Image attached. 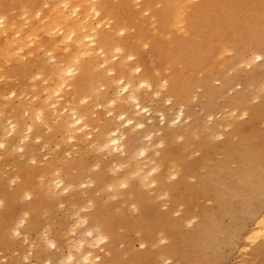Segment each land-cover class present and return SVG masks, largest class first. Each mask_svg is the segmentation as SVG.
I'll return each mask as SVG.
<instances>
[{"label": "bare ground", "instance_id": "1", "mask_svg": "<svg viewBox=\"0 0 264 264\" xmlns=\"http://www.w3.org/2000/svg\"><path fill=\"white\" fill-rule=\"evenodd\" d=\"M262 44L264 0H0V79H11L18 86L17 92H5L7 100L2 96L0 150L5 153L13 152L12 144L15 142L18 145L19 139L23 146L19 144L18 149L23 153H14L20 154L19 157L26 161L21 160L28 163L27 159L34 160V151L38 152L35 150L37 147H33L34 144H40L36 146H41L46 151L47 147L53 144L58 146V149L59 144L66 142L67 148L64 150L67 151L72 147H68V144L75 146L84 139H90L84 143L86 146L90 144L97 148L92 151H98L99 148L107 155L125 154L124 145L131 140L127 133L131 134L132 129L144 130L149 121L144 119V115L148 114L145 108L152 104H143L149 97L154 95L157 99L158 96H164V101L179 104L191 99L193 95L196 96V91L200 90L202 98L210 99L217 92L223 91L220 87H213V82H216L217 86H225L223 73L226 70H233L240 64H245V61L252 63L259 60L260 49L264 46ZM28 80L29 83L24 85ZM22 97L28 99L22 101ZM10 98L17 100V103ZM261 98L262 96L258 100ZM156 99L149 101L155 103L159 100ZM262 100L263 103L257 105L255 113L263 112L264 116V93ZM229 102H235L237 106L251 104L238 96ZM167 106L170 109V106ZM159 115L165 119L164 112L161 111ZM114 120L118 121L117 126H114ZM242 129L236 124L230 130L231 136L228 137L235 142L223 143L220 151L224 160L204 176L200 190L183 183L193 169L183 163L182 157L174 175L180 173L176 182L166 184V175L159 174L158 168L144 176L146 181L137 182L138 187L143 185L144 190L151 188V192L160 193L159 196L170 195L168 210L176 208L177 204L191 207L196 204L197 194L202 200L213 203L210 212L202 210L200 221L186 234L176 233L166 227L164 219L168 217L169 212L148 221L145 214L139 215L132 222L141 227V237L146 244L154 243L157 238L161 239L159 236L162 235L170 240L164 250L168 257H172L179 246L187 245L195 254L194 258L200 261L223 244L236 249L237 256L238 253L246 254L243 250L247 245L259 237H264V140L256 142L252 133L245 131L246 128ZM57 132L60 138L58 143H55L56 140L54 142L50 138L56 139ZM91 146L88 148H92ZM68 151L66 153H70V150ZM235 153L238 162L230 168L228 165H233L231 162ZM158 155L160 161L171 160L169 152L160 151ZM36 157L38 159L34 160V165H37L36 162L41 158ZM112 157L114 159L116 155ZM18 159L17 157L16 160ZM13 162L11 166L14 165ZM3 164L5 163L0 166ZM13 167L15 168V165ZM71 169L72 164L68 162L62 166L64 172ZM116 170L112 171L113 174ZM44 171L45 169L41 170ZM50 175L54 176L53 172ZM143 175L138 176L132 172L122 176L123 178L114 175L110 185L100 192L110 190L113 198L117 197L118 190L128 193V188L131 187L128 185L129 178H143ZM212 175L214 177L211 178ZM54 177L56 179V175ZM26 178L28 179L26 175H22L20 184L15 185L16 188L11 192L3 191L0 180V198H7L9 201L21 199L23 196L25 200L32 198L29 191L30 186L34 184H30L32 178L30 183ZM55 179L54 186L51 187L52 183L46 184L49 194H53L57 186L59 192L66 189L61 177L56 182ZM179 186L184 187L183 194L172 201V193L177 192ZM97 190L89 193H98ZM30 202L31 206L27 208L29 207L31 212L40 210L37 199ZM129 202H133V199ZM98 213H93L91 219L102 222L104 233L110 236L108 232L110 233L111 221L102 219ZM85 222L83 219L84 225ZM20 223H24V218ZM4 225V219H1L0 233ZM13 233V236L20 234L16 230ZM43 233L45 236L47 232ZM46 236L45 243L51 249L54 245L55 249V243L49 240L51 237ZM35 237L36 240L38 237ZM26 238H21L22 244L26 243ZM105 239V236L99 233L95 239L96 245H107ZM110 242L112 243V240ZM85 243L84 240L78 241L74 244V249L83 247ZM29 245L28 243V247ZM88 246L92 247L90 244ZM106 247L109 249L110 246ZM73 255L68 254L67 264H99V257L91 255L89 251L81 256ZM253 255L252 264H264V245L255 250ZM28 256L24 258L29 261L33 259L31 254V257ZM208 260L200 264L217 263L214 258V262Z\"/></svg>", "mask_w": 264, "mask_h": 264}, {"label": "rangeland", "instance_id": "2", "mask_svg": "<svg viewBox=\"0 0 264 264\" xmlns=\"http://www.w3.org/2000/svg\"><path fill=\"white\" fill-rule=\"evenodd\" d=\"M259 54L261 57L255 62L250 63V61H245V64L242 63L233 70H226V72L223 73L225 80L223 83L226 87L221 84L222 87H224L222 88L219 85L217 86L216 82H213V87H220V89L224 92H217L210 99L202 98L200 96V90L196 91V96L193 95L191 99H188L187 101L185 100L179 104H174L172 101H164L166 100V98L164 99V96H158L157 99L160 101L163 99L161 102H165V105L161 102L160 104L158 102L159 100L154 98V95L151 96L153 98L149 97L152 99H149L150 101H154L153 99H156L157 101H155L157 103L150 102L149 100H146V103H143L144 105L146 104V106L150 103L152 104L148 107L143 105V107H146L145 110L147 109L148 111V114H145V117H143L149 121L144 127V130H134V133L132 129L131 132L133 134L127 133L132 141L130 140V143H128L125 140V143H128H126L127 145H124V148H126V152L124 151V153H127L126 155L123 153H111L107 155L104 154L103 151L99 150V148L98 151H92L95 147H92L89 143V145L87 144L88 146L85 144L86 142H89L90 139H84L83 142H80V144L75 146L68 144V147L72 146L71 149H68L70 150V153H66L68 150H64L67 148L66 142L61 145L59 144L58 149L56 148L58 146L53 144L50 147H47L46 151L45 149L43 150L41 146H36L40 144H34L33 147H37L35 150L38 151H34V160L36 161V159H38L36 156H41L39 160L42 161L40 162L38 160L39 162H36L37 165H34V160L33 162L32 159L30 160L25 158L29 161L28 163H24L26 160L19 157L20 154L23 153L18 149L19 144H21L19 139L18 141L16 140L18 145L15 142L14 144H16V146L12 144L13 152L9 151L5 153L1 149L0 156H4V158L1 159L0 157V165L1 163H5L2 167L0 166V180L4 188L3 191H13L16 186L20 184L22 175H26L28 177V179L26 178L28 182L29 180L31 181L32 178V183H29L34 185H32L33 188L30 186L31 191L29 192L32 198L28 200H25L24 196L21 199L16 198L11 201L7 200V198H0L2 203L0 204V222L1 219H4L5 221L4 229L1 231L2 233H0V264H42L48 259L50 260L46 264L49 262H51L50 264H67L66 259L68 254L70 255L72 253L73 255L75 251V257L79 255L81 256L89 251L91 255L99 257H97L99 264H200L206 263L205 261H207V259L211 262L213 258L215 263L217 262L216 264H242L243 262V264H252L251 260L254 256L253 253L259 247L264 245V237H259L253 240L254 242L252 244L247 245L243 250V253L246 254L240 255L238 253L237 256L236 249H232L228 245H226V247L223 244V246L221 245L219 248L215 249V252H210L207 257L205 256L202 258L203 260L199 261L196 257L194 258L195 254L192 250L190 251V248L187 245L181 247L179 246L177 250L174 251V255L172 257H168L167 252L164 250L167 248V245L170 244V240L162 235L159 236L161 239L157 238L154 243L149 245L146 244L141 237V227L135 225L132 221L141 214H145L148 221V219L152 220L160 215H165L166 212H169L168 217L164 219L166 227L176 233L186 234L189 233L191 229H194L197 222L200 221L203 209L210 212V209L213 208V203L211 201L202 200L201 196L198 194L196 197V204H192L191 207L187 206L191 209L181 205L178 206L177 204L176 208L173 207L168 210L167 205H169L171 201L170 195H167V197H163L162 195L159 196L160 193L151 192V188L144 190L143 185L138 187L139 185L137 182L139 180L146 181L144 176H148V173L151 170L153 171L154 168H158L157 172L159 174L162 173L164 175L165 173L166 179L164 180L166 184L176 182L180 173L176 176L174 175L176 173L179 160L182 157L183 163H186V166H191L193 169L191 174L183 181V183L200 190L202 188L201 180L204 176L207 175L212 167L224 160L223 154L220 151L223 143L227 142L228 144H233L234 140L228 136H231L230 130L236 124L243 129L246 128L245 131L248 130V133H252L253 139L256 140V142L264 140V118L259 117H264L262 115L263 112L261 113L258 111L255 113L257 105L263 103L264 46L261 47ZM28 83L29 80L24 82V85ZM8 90H14L17 92L18 86L14 84L11 79L4 80L1 78L0 113L3 111L2 96L6 99V93ZM237 96L244 98L245 102H250L251 104H246V106H244L245 104L237 106L235 102L231 104L229 100L231 101L232 98ZM260 96H262V98L258 100ZM25 99H28V97L20 98L22 101ZM10 100L17 103V100L14 98H10ZM207 101H209L210 104ZM166 104L170 106V109H168L169 107ZM206 104H208V107H206ZM151 107L152 109H149ZM95 111L97 110L95 109ZM161 111L162 113L164 112L165 119L160 117L163 115H159ZM259 113L261 115H259ZM21 114L22 111H20V116ZM113 123L112 124L114 126L119 124L118 121L115 120ZM232 124L234 125L233 127ZM93 131L95 132V130ZM45 134H47V132H45ZM58 138H60L59 133L56 135V139L53 140L50 138V140L54 142L56 140L55 143H58ZM159 144L161 145L159 146ZM12 146L10 147V150H12ZM90 146L92 148H88ZM52 149H55V151ZM48 150L49 152H47ZM14 151H16V153H18L17 151L21 153L15 154ZM160 151H163V153L169 152V158L171 160L160 161L158 155ZM9 154L11 156L8 157ZM115 155L116 157L113 159L112 156ZM233 155L234 157L231 162L233 165L230 163L228 165L230 168L238 162L236 153ZM17 157L19 158L18 161L16 160ZM14 160L17 162H13ZM199 160H201V163H199ZM21 161H23L22 163L25 164V167L23 164L20 165ZM7 162L11 168L8 167ZM11 162H13L15 168L13 167L14 165H10ZM30 162L33 163L29 164ZM66 162H68V164H72L71 171H62V166ZM173 164H176V166ZM193 164H195V168H193ZM16 166L20 167V169ZM116 166H118L120 170ZM13 169H17V172ZM42 169H45V171L41 172ZM116 169H118V171ZM115 170L116 172L113 174L112 171ZM52 172L54 176L56 175V179L54 176L50 175ZM130 172L135 173L138 176H140V174L144 175L143 178H129L128 185H131V187L128 188V193H123V191L120 192L118 190L117 197L113 198L111 195L112 191L110 190L104 191L103 193L100 192L105 189L107 185H110L109 183L112 180L111 178L115 176L125 177ZM59 177L62 178V183L66 189L59 192L57 190L60 189L59 186H57L56 191L54 190L53 194H49L46 184L52 183L50 184L51 187L54 186V179L56 182ZM212 177H214V175H212L211 178ZM17 179L19 181H17ZM103 184L105 185L103 186ZM98 185H100L99 188H96ZM62 187L60 188L62 189ZM135 187H138V191H136L137 189ZM94 189H98V193L96 192L91 195L89 192H92ZM177 190V192L172 193V201L175 199L177 200L178 196L183 194L184 187L179 186ZM141 196L145 197L142 198ZM35 199H37L40 204V210L37 212H31L27 206H31L30 201H34ZM130 199H133V202H129ZM28 202H30V204H27ZM131 205H134L135 207H131ZM97 211L100 213V216H102V219L107 218L111 221V224H109L110 233L108 232L110 236L107 235V233H104L103 227L101 226L102 222H99V220L96 219H91L93 213ZM23 218V224L26 226H23V224L20 225ZM83 219L86 221V226L82 223ZM80 220L81 222H79ZM90 221L91 224H89ZM225 222L227 221L225 220L224 223ZM18 226L20 228H18ZM247 226L249 227V224ZM25 227H27V229H25ZM21 229H23L22 232L25 231L26 234L25 232L22 234ZM15 230L20 234L13 236V232ZM42 232H47L45 233V236L47 235L46 237H51L50 239H47L50 241L53 240L52 242L56 245L55 249L54 245L51 249L46 244L47 242L45 241V236ZM88 233H91L90 236ZM99 233L105 236V240L107 241L106 243L110 246L109 249H107L108 247H106L107 245L104 243H102L103 246H101V244L96 245L95 239ZM35 236L38 237L36 240ZM23 237H27V240L25 241L26 243L24 244L21 242V238ZM81 240H84L86 245L84 244L85 246L83 245V247H79L78 249L81 251L79 252L78 249V251L74 249V246ZM111 240L112 243L110 242ZM28 243L30 244V247H28ZM87 244H90L92 247ZM103 247H105V249ZM97 248L104 250L101 251ZM26 251L29 253L31 252L30 254L32 257L28 252L26 253ZM77 252L79 253L78 255ZM26 254L27 256L29 255L28 258L31 257L34 260L30 259L29 261V259H25L27 258V256L25 257ZM241 256H243V258ZM113 258L114 261H112ZM247 259L248 261L246 262ZM214 261L212 260V262ZM68 264L73 263L69 262Z\"/></svg>", "mask_w": 264, "mask_h": 264}, {"label": "snow or ice", "instance_id": "3", "mask_svg": "<svg viewBox=\"0 0 264 264\" xmlns=\"http://www.w3.org/2000/svg\"><path fill=\"white\" fill-rule=\"evenodd\" d=\"M257 59H259V57H257Z\"/></svg>", "mask_w": 264, "mask_h": 264}]
</instances>
